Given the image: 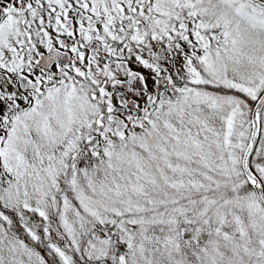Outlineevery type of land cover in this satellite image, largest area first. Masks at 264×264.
<instances>
[{"label":"snow or ice","instance_id":"snow-or-ice-1","mask_svg":"<svg viewBox=\"0 0 264 264\" xmlns=\"http://www.w3.org/2000/svg\"><path fill=\"white\" fill-rule=\"evenodd\" d=\"M0 264H264V0H0Z\"/></svg>","mask_w":264,"mask_h":264}]
</instances>
